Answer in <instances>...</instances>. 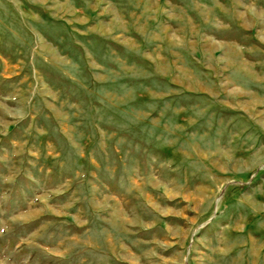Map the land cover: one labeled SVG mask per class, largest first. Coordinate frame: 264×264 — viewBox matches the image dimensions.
Wrapping results in <instances>:
<instances>
[{"label":"rangeland","instance_id":"374dc122","mask_svg":"<svg viewBox=\"0 0 264 264\" xmlns=\"http://www.w3.org/2000/svg\"><path fill=\"white\" fill-rule=\"evenodd\" d=\"M0 264H264V0H0Z\"/></svg>","mask_w":264,"mask_h":264}]
</instances>
